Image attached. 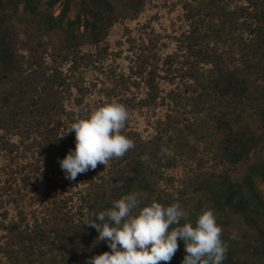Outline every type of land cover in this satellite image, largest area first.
<instances>
[{
  "label": "trees",
  "instance_id": "1",
  "mask_svg": "<svg viewBox=\"0 0 264 264\" xmlns=\"http://www.w3.org/2000/svg\"><path fill=\"white\" fill-rule=\"evenodd\" d=\"M180 2L189 31L182 38L184 56L176 71L186 82L199 122L180 127L176 118L168 116L149 140L130 131L126 122L122 132L135 146L123 157L110 159L102 178L92 172L98 183L88 174L82 177L90 185L75 211L69 205L72 198H52L46 216L32 225L20 212L18 221L2 226L0 264H86L91 256L110 251L104 242L95 243L98 233L84 224L93 213L131 192L139 194L142 205L180 202L193 224L204 210L213 209L228 245L223 264H264V0ZM145 3L0 0L2 149L33 152L37 162L45 161L51 170L60 168L58 160L75 147L74 132L61 137L69 129L64 119L75 120L64 104L69 95L67 79L54 62L72 58L84 62L80 57L84 47H99L116 22L137 19ZM19 26L24 29L30 65L19 52ZM54 36L60 38L58 43ZM146 50L150 49L142 48L137 56L134 73L142 77L148 71L145 84L155 92V68L148 67L156 54L149 51L146 56ZM49 53L55 57L53 63L46 61ZM172 63L171 58L169 66ZM80 114L86 118L90 112ZM11 138L18 142L11 143ZM169 147L179 157L197 161L177 198L167 188L172 178L166 171L175 166ZM203 157L213 166L206 169ZM3 207L0 192V210ZM2 217L7 218L5 211ZM185 254L178 240L168 264H181Z\"/></svg>",
  "mask_w": 264,
  "mask_h": 264
},
{
  "label": "rangeland",
  "instance_id": "2",
  "mask_svg": "<svg viewBox=\"0 0 264 264\" xmlns=\"http://www.w3.org/2000/svg\"><path fill=\"white\" fill-rule=\"evenodd\" d=\"M19 27L16 29L19 52L29 63V53L24 50V29ZM188 31L180 0H146L137 19L116 22L99 47H84L80 52L84 62L72 58L55 63L54 55L49 53L46 61L59 64L69 85V95L64 103L66 112L77 121L82 116L81 112L91 113L105 103L120 100L128 104L129 118L126 122L129 130L138 133L143 140L151 139L157 124L168 116L176 118L180 127L195 124L197 116L190 103V94L185 91L186 82L182 80L181 72L176 71L182 64L184 55L180 46L183 35ZM53 39L55 43L60 41L57 36ZM142 48L150 49L144 52L146 56L149 51L156 54V59L149 58L148 67V70L155 68V92L146 87L148 71L142 77L134 73ZM171 58L173 63L169 66ZM123 84L127 88H123ZM200 117L204 119L205 116L202 114ZM64 122L71 127V121L64 119ZM66 131L63 130L62 135ZM68 136L70 132L63 138ZM10 140L11 143L18 142L17 138ZM167 153L175 164L166 171V176L172 178V185L167 188L177 198L179 191L185 189L187 178L197 169V161L179 157L173 147H169ZM37 158L33 152L10 153L0 146V192L4 201L0 210V238L5 234L2 226L18 221L20 212L28 225L46 216L52 198H72L69 205L75 211L81 205L80 195L86 194L90 185L82 177L88 174L98 183L92 172L102 178L108 167V163L105 166L98 164L96 169L79 174L73 182L65 179L61 168L51 170L45 161L37 162ZM204 160L207 161L206 165L204 163L206 169L213 166V161ZM4 211L6 219L2 217Z\"/></svg>",
  "mask_w": 264,
  "mask_h": 264
},
{
  "label": "clouds",
  "instance_id": "3",
  "mask_svg": "<svg viewBox=\"0 0 264 264\" xmlns=\"http://www.w3.org/2000/svg\"><path fill=\"white\" fill-rule=\"evenodd\" d=\"M128 118L127 107L112 100L73 122L61 136L75 133V147L58 160L65 179L74 182L79 174L98 164L105 166L132 149L134 141L122 132ZM187 217L179 202L142 205L138 193L124 194L84 224L98 233L95 243L102 241L110 249L91 256L86 264H168L178 250V240L186 253L181 264H223L228 245L214 210H204L194 224Z\"/></svg>",
  "mask_w": 264,
  "mask_h": 264
}]
</instances>
